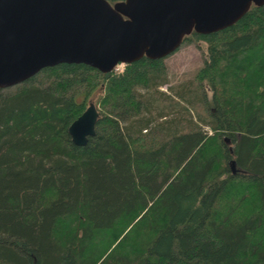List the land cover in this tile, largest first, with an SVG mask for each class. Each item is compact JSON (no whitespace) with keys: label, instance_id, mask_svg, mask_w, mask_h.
I'll return each mask as SVG.
<instances>
[{"label":"trees","instance_id":"obj_1","mask_svg":"<svg viewBox=\"0 0 264 264\" xmlns=\"http://www.w3.org/2000/svg\"><path fill=\"white\" fill-rule=\"evenodd\" d=\"M191 40L207 58L169 94L145 56L0 88V264H264V5Z\"/></svg>","mask_w":264,"mask_h":264},{"label":"water","instance_id":"obj_2","mask_svg":"<svg viewBox=\"0 0 264 264\" xmlns=\"http://www.w3.org/2000/svg\"><path fill=\"white\" fill-rule=\"evenodd\" d=\"M252 5L264 0H0V88L61 63L108 73L144 56L165 58L193 31L223 30ZM98 116L89 101L68 127L75 144L95 133Z\"/></svg>","mask_w":264,"mask_h":264},{"label":"rangeland","instance_id":"obj_3","mask_svg":"<svg viewBox=\"0 0 264 264\" xmlns=\"http://www.w3.org/2000/svg\"><path fill=\"white\" fill-rule=\"evenodd\" d=\"M207 58V43L204 41H188L183 43L176 52L165 57L163 62L167 68L168 83L162 85L159 89L169 94V87L182 81H188L195 77V73L203 65ZM126 64L120 63L114 69V72H122ZM211 91H207L210 99ZM204 130H209L204 127ZM210 132V130H209Z\"/></svg>","mask_w":264,"mask_h":264}]
</instances>
